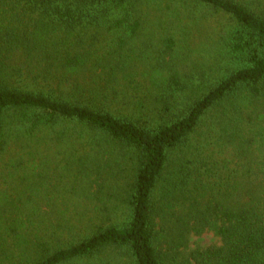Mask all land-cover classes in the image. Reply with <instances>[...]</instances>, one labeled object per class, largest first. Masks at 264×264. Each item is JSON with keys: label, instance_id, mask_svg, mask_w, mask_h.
<instances>
[{"label": "trees", "instance_id": "obj_1", "mask_svg": "<svg viewBox=\"0 0 264 264\" xmlns=\"http://www.w3.org/2000/svg\"><path fill=\"white\" fill-rule=\"evenodd\" d=\"M197 36L224 60L198 82ZM104 252L264 264V0H0V264Z\"/></svg>", "mask_w": 264, "mask_h": 264}, {"label": "rangeland", "instance_id": "obj_2", "mask_svg": "<svg viewBox=\"0 0 264 264\" xmlns=\"http://www.w3.org/2000/svg\"><path fill=\"white\" fill-rule=\"evenodd\" d=\"M206 29H208V27ZM180 30V28H176L177 33ZM193 33H197L198 35L197 28L193 30ZM145 38L146 37L143 36L142 33L139 35V37L132 41V45L134 46L133 48L135 50L134 52H132L134 55L133 59H135L136 63H138L137 66H139L140 69H142L141 67L144 66L143 64L148 65L150 62H154L159 56V49L162 47L161 44L157 46L155 44V39L153 38L151 39L150 43H146V40H143ZM199 38V36L195 37V39H193L189 46L193 49L196 47L194 50L190 52H185L182 51L184 50V48H179L180 50L173 52L172 56V59L175 62V67L179 71L184 73V75L188 74L191 75V77H196L195 79L197 82L202 79L200 75L202 73L205 74V78H208L209 80L217 77L218 74L221 75L220 73L222 71V65L224 63V60H221V57H219L215 53V49L218 47V45H216V42H213V40H207V43L205 42L206 44H202V46L198 49V46L195 43L197 41H201ZM183 47H185V45H183ZM165 56H167V54ZM212 113L213 115H215L216 111H213ZM199 239L200 244L202 245L215 243L216 241V237L210 231L202 233L199 236ZM107 256L112 255H108V253L104 252L101 254H96L93 257L80 258L76 260L67 261L61 264H102L103 258Z\"/></svg>", "mask_w": 264, "mask_h": 264}]
</instances>
